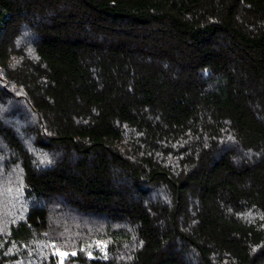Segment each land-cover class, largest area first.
I'll return each instance as SVG.
<instances>
[{
  "label": "trees",
  "instance_id": "obj_1",
  "mask_svg": "<svg viewBox=\"0 0 264 264\" xmlns=\"http://www.w3.org/2000/svg\"><path fill=\"white\" fill-rule=\"evenodd\" d=\"M0 264H264V0H0Z\"/></svg>",
  "mask_w": 264,
  "mask_h": 264
},
{
  "label": "snow or ice",
  "instance_id": "obj_2",
  "mask_svg": "<svg viewBox=\"0 0 264 264\" xmlns=\"http://www.w3.org/2000/svg\"><path fill=\"white\" fill-rule=\"evenodd\" d=\"M59 255H61V256H65L66 254H65V253H59Z\"/></svg>",
  "mask_w": 264,
  "mask_h": 264
}]
</instances>
